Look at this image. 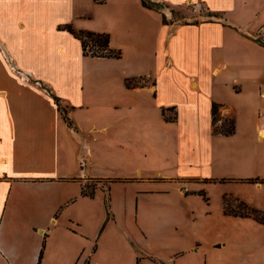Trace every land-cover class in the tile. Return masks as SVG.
Segmentation results:
<instances>
[{
  "label": "crops",
  "instance_id": "0c3cea01",
  "mask_svg": "<svg viewBox=\"0 0 264 264\" xmlns=\"http://www.w3.org/2000/svg\"><path fill=\"white\" fill-rule=\"evenodd\" d=\"M150 1L0 0V264H39L42 248L40 264H264L253 217L233 215L250 232L235 238L150 236L144 219L200 189L218 217L226 195L264 212V0ZM64 24L108 33L121 56L85 55ZM112 179L133 188L138 240L164 249L114 231Z\"/></svg>",
  "mask_w": 264,
  "mask_h": 264
},
{
  "label": "rangeland",
  "instance_id": "374dc122",
  "mask_svg": "<svg viewBox=\"0 0 264 264\" xmlns=\"http://www.w3.org/2000/svg\"><path fill=\"white\" fill-rule=\"evenodd\" d=\"M189 11L193 14L191 9L188 7ZM174 18L175 19H182L181 13L174 12ZM8 62V61H7ZM7 66L9 64L6 63ZM122 170H117V172H120ZM116 173V171H113ZM112 183H114V193H115V205H113V209L111 208L112 203L110 201H107L106 207L111 216L113 215V212L116 213V215L119 216V221L121 224V227L125 230H116L114 228L115 232H121L122 235H132L137 241V243H140L145 247L146 249L151 250H157L159 248L164 249L165 246L163 244H159L156 241H153L151 238L149 240H138L137 235L138 234V226L135 223V218L132 215H127L125 208H123V199L127 192H125L127 189L128 195H132V187L129 185H126L124 182L125 180H121L120 182H117L116 179L111 180ZM227 181L220 180L219 182L212 181L211 185L213 187V191L219 184H225ZM232 183V182H231ZM111 184V183H110ZM229 184V183H228ZM88 188L87 191L91 192L93 191L94 186L96 185L95 181H92L91 184H87ZM113 187V185H111ZM263 191H256L257 195L262 193ZM191 196H193V199L191 201L192 206L189 207L190 204H175L173 202L171 205L169 204L167 209H157L158 212V219H154V215H147V218H144L146 220V227L149 231L150 236L159 235L162 233V235L166 234H175V233H190L195 236H200L204 238H210L213 235H215L218 231H221L224 234H228L232 237H238L247 235L248 229L247 226L240 225L241 220L234 217L233 215H230L228 213H223L222 217H218V202H217V194L213 193L214 200L212 201L210 198L206 197V193L203 192L202 189L194 192ZM227 198L229 196L226 195ZM259 197V196H258ZM232 207H238L239 202H236L235 200H231ZM109 205V206H108ZM136 207V204H135ZM254 208V207H253ZM241 210H244L241 208ZM167 215V216H166ZM107 225L106 220L101 226L100 232H102ZM139 241V242H138ZM136 243V244H137ZM164 243H170V242H164ZM138 245V244H137ZM139 249V248H138ZM141 250V248L139 249ZM142 251H144L142 249ZM140 257H143V253L140 254ZM118 261V259H117ZM115 261V263L117 262ZM85 264H88L85 263Z\"/></svg>",
  "mask_w": 264,
  "mask_h": 264
},
{
  "label": "trees",
  "instance_id": "16d2710c",
  "mask_svg": "<svg viewBox=\"0 0 264 264\" xmlns=\"http://www.w3.org/2000/svg\"><path fill=\"white\" fill-rule=\"evenodd\" d=\"M143 4L149 8H159L158 3L151 2L150 0H143ZM164 21L166 17H164ZM59 28L65 29L75 37L81 40L83 52L85 55L91 56H102V57H120L121 51L120 50H113L110 48V35L108 33H98L93 32L90 30H83V29H76L72 24H64L61 25ZM261 44L264 46V41H261ZM63 115L65 116L66 120L70 123L69 118L66 116L65 109L61 107L60 100L56 97L55 98ZM174 119V117H171ZM213 123L217 131L225 134L230 135L235 132V121L233 119H224L221 120V117L218 113V105L214 103L213 105ZM88 185L83 186L82 194L83 195H94V190L89 192L87 191ZM240 205L238 207H232L231 199L225 198V211L228 214L241 216V217H253L257 221L264 223V212L259 209L253 208L246 204L244 201L238 200ZM109 206V205H108ZM243 208L244 210H241ZM44 250L42 248L40 255H39V264L42 260Z\"/></svg>",
  "mask_w": 264,
  "mask_h": 264
},
{
  "label": "built area",
  "instance_id": "2783aa9c",
  "mask_svg": "<svg viewBox=\"0 0 264 264\" xmlns=\"http://www.w3.org/2000/svg\"><path fill=\"white\" fill-rule=\"evenodd\" d=\"M191 11L199 16H205L209 13V7L202 2H195L188 5Z\"/></svg>",
  "mask_w": 264,
  "mask_h": 264
}]
</instances>
